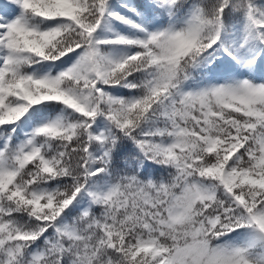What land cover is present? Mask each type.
Here are the masks:
<instances>
[{
  "label": "snow or ice",
  "instance_id": "1",
  "mask_svg": "<svg viewBox=\"0 0 264 264\" xmlns=\"http://www.w3.org/2000/svg\"><path fill=\"white\" fill-rule=\"evenodd\" d=\"M0 264H264V0H0Z\"/></svg>",
  "mask_w": 264,
  "mask_h": 264
}]
</instances>
